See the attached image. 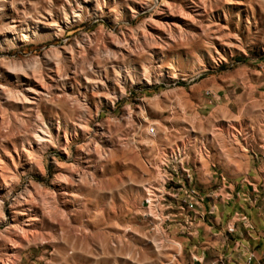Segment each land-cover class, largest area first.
<instances>
[{"label": "rangeland", "instance_id": "rangeland-1", "mask_svg": "<svg viewBox=\"0 0 264 264\" xmlns=\"http://www.w3.org/2000/svg\"><path fill=\"white\" fill-rule=\"evenodd\" d=\"M22 74L39 91L29 104ZM39 130L38 164L12 167L4 150ZM177 153L195 169L200 209L182 203L180 175L164 187ZM262 154L264 0L0 1L3 264H177L179 238L213 204L243 232L264 199Z\"/></svg>", "mask_w": 264, "mask_h": 264}, {"label": "crops", "instance_id": "crops-1", "mask_svg": "<svg viewBox=\"0 0 264 264\" xmlns=\"http://www.w3.org/2000/svg\"><path fill=\"white\" fill-rule=\"evenodd\" d=\"M201 127V131L207 132V120ZM246 160L245 154H243ZM264 158V154H262ZM198 163V176L203 182H207V158ZM228 155H222L220 161L223 168L231 171L232 167H228ZM239 169L234 171L238 174ZM255 174L264 176V162L258 169H254ZM260 179H258V184ZM250 184V183H248ZM261 187V185H255ZM255 187V189H256ZM256 201L255 205H251L252 210L245 212L240 220L243 222L244 230L242 233H229L228 229H234L237 222V212L234 215L232 223L224 225L223 219L225 215L230 214L229 211H220V216H214L218 213L220 205L213 204L210 206L207 214L211 215V219L207 218V222H196V229L189 228L186 238L180 237L179 244L181 249L176 252L177 264H264V199ZM224 204H228L224 202ZM242 207V205H238ZM225 206H222V208ZM230 208V206H228ZM201 217L205 212H197ZM201 219V218H200ZM202 220V219H201ZM252 257V258H250Z\"/></svg>", "mask_w": 264, "mask_h": 264}, {"label": "bare ground", "instance_id": "bare-ground-1", "mask_svg": "<svg viewBox=\"0 0 264 264\" xmlns=\"http://www.w3.org/2000/svg\"><path fill=\"white\" fill-rule=\"evenodd\" d=\"M1 1V0H0ZM76 12V11H75ZM79 13V12H78ZM13 26V25H12ZM15 29V26L13 27H9L8 28V31L6 32V34H3V38L5 40H8V34H10V32L12 30ZM35 36V35H34ZM21 39L20 41L21 42H25L26 41V36L22 33L21 34ZM71 56V55H70ZM27 77L25 74H22V78L19 77L18 78V82L20 84V86H27V89H23L20 91V100L25 103V104H29L32 100V96L35 95V94H38L39 91H37L36 89L32 88L28 83V81H25L23 80V78ZM45 126V125H44ZM60 128V127H59ZM47 137L43 134V131H38V132H35L32 136V140L31 141H28L27 145L26 146H23L21 150H19L18 148L14 147L12 148V150H4L3 152V155L5 156V158H7L12 167L15 166V159H17L18 161L20 160V158L24 157L27 164H35L37 165L38 162H39V159L41 157V152L39 150V147L41 145L44 144L45 140L44 138ZM48 138L50 139V136H48ZM34 146H36L38 148V153H35L34 151ZM9 181V180H8ZM10 186V185H9ZM8 188V185L7 183L5 182V180L3 181V185L1 186L0 185V191H5V189ZM2 194V193H1ZM35 200L34 196L31 195L29 193L28 197H26V199L24 201H22L23 203L22 204H19V201H16L15 202V206H14V216H16V214H21L24 209L23 207L24 206H27V205H31V203ZM45 200V198H44ZM0 201H1V198H0ZM44 206V205H43ZM0 207H1V203H0ZM50 208V207H49ZM48 209V208H47ZM18 229V228H17ZM19 230H23L22 228H20ZM176 248L178 250L181 249L180 245H176ZM0 264H3V262H0Z\"/></svg>", "mask_w": 264, "mask_h": 264}, {"label": "built area", "instance_id": "built-area-1", "mask_svg": "<svg viewBox=\"0 0 264 264\" xmlns=\"http://www.w3.org/2000/svg\"><path fill=\"white\" fill-rule=\"evenodd\" d=\"M173 164L171 167V174H167L165 177L166 181L164 182V187L171 183L173 179V174H175L178 178L180 175L179 181L176 183L179 186V191L183 193L184 199L182 203L186 206L189 210H194L195 208L200 209L201 203L204 202V197L202 193L199 191L197 186L195 185L194 175L195 169L193 166L189 165L183 159L182 154L177 153L174 158H172ZM168 168V167H167ZM253 205L256 204V201L252 203ZM198 216L197 212L195 213L194 219ZM204 214L201 215V219H203ZM199 218V217H198ZM192 225V224H191ZM228 232L232 233L233 229H228ZM252 258V257H250Z\"/></svg>", "mask_w": 264, "mask_h": 264}]
</instances>
